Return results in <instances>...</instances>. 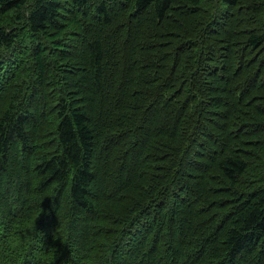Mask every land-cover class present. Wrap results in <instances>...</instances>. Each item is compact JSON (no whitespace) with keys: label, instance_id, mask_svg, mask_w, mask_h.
<instances>
[{"label":"trees","instance_id":"1","mask_svg":"<svg viewBox=\"0 0 264 264\" xmlns=\"http://www.w3.org/2000/svg\"><path fill=\"white\" fill-rule=\"evenodd\" d=\"M0 264H264V0H0Z\"/></svg>","mask_w":264,"mask_h":264}]
</instances>
